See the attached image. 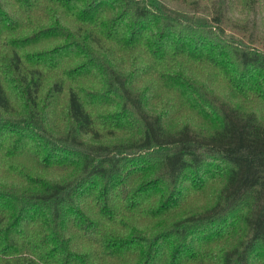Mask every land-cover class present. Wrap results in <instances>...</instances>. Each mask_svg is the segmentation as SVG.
Instances as JSON below:
<instances>
[{"label":"trees","instance_id":"trees-1","mask_svg":"<svg viewBox=\"0 0 264 264\" xmlns=\"http://www.w3.org/2000/svg\"><path fill=\"white\" fill-rule=\"evenodd\" d=\"M164 1L0 0V264H264V0Z\"/></svg>","mask_w":264,"mask_h":264},{"label":"rangeland","instance_id":"rangeland-1","mask_svg":"<svg viewBox=\"0 0 264 264\" xmlns=\"http://www.w3.org/2000/svg\"><path fill=\"white\" fill-rule=\"evenodd\" d=\"M164 2L165 3L167 2L168 6L174 9H179V11L181 12L193 14L191 11H194L196 13L195 16L202 15L203 17L209 20H211V17H213L211 13L215 12L214 10L211 11L210 6L208 7L201 6L202 7L201 9L197 5L194 7L190 5L184 6L182 1L174 2V1L165 0ZM254 7L247 8V6L245 5L237 4L236 1L233 2L228 1L227 8L222 7L220 10V13H223L225 8L226 10L225 17L227 15L229 19L227 23L224 24L223 22L220 25L224 28L223 29L224 33H227V35H235V40L233 44L236 46L239 45L244 46V44L252 45V46L254 45L253 44L254 35H252V38L248 36L250 34H248L245 38H242L237 32H235V30L231 28V25L232 26L240 25L244 20L246 21V23H248L249 27H251L252 29L255 28L254 32L257 37L260 38L264 37V7L259 5L256 8V10H254ZM210 11L211 13L208 15ZM216 84L219 89L225 91V87L222 82L216 81Z\"/></svg>","mask_w":264,"mask_h":264}]
</instances>
